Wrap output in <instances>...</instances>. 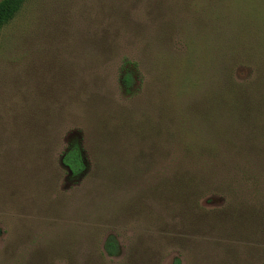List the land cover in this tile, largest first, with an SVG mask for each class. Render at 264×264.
<instances>
[{
    "label": "rangeland",
    "instance_id": "rangeland-1",
    "mask_svg": "<svg viewBox=\"0 0 264 264\" xmlns=\"http://www.w3.org/2000/svg\"><path fill=\"white\" fill-rule=\"evenodd\" d=\"M0 264H264V0H23Z\"/></svg>",
    "mask_w": 264,
    "mask_h": 264
},
{
    "label": "trees",
    "instance_id": "trees-1",
    "mask_svg": "<svg viewBox=\"0 0 264 264\" xmlns=\"http://www.w3.org/2000/svg\"><path fill=\"white\" fill-rule=\"evenodd\" d=\"M23 0L0 1V29L8 24L20 10ZM126 81L129 78L125 79ZM61 164L70 176L78 175L83 169V161L79 148L71 147L62 154ZM104 252L109 257H117L120 253L119 244L114 236H108L104 243Z\"/></svg>",
    "mask_w": 264,
    "mask_h": 264
}]
</instances>
